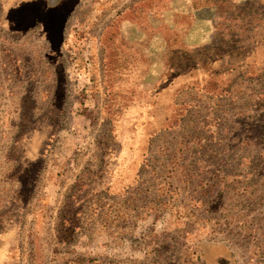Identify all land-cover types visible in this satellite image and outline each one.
I'll use <instances>...</instances> for the list:
<instances>
[{
    "label": "rangeland",
    "instance_id": "obj_1",
    "mask_svg": "<svg viewBox=\"0 0 264 264\" xmlns=\"http://www.w3.org/2000/svg\"><path fill=\"white\" fill-rule=\"evenodd\" d=\"M134 1L66 0L54 18L36 0H0V91L7 114L0 118V148L11 143L18 129L12 121L16 99L31 83L33 117L38 119L20 122L21 129L43 124L50 102L48 114H60L35 186L40 200L29 202L21 264H205V256L264 264V105H254L264 92V77L239 81L223 97L196 89L178 93V102L185 105L182 119L150 140L126 197H92L75 240L56 241L59 211L74 176L85 168L96 172L101 163L99 139L108 123L100 35ZM154 6L155 13L138 23L122 20L120 32L147 60L139 85L156 91L164 80L163 54L174 30L182 37L179 46L205 51L216 45L240 9L262 10L264 0H156ZM56 83L64 84L60 106ZM137 139L133 147H144ZM0 155L2 210L15 183L4 181L11 164ZM76 259L83 261L73 263Z\"/></svg>",
    "mask_w": 264,
    "mask_h": 264
},
{
    "label": "trees",
    "instance_id": "obj_2",
    "mask_svg": "<svg viewBox=\"0 0 264 264\" xmlns=\"http://www.w3.org/2000/svg\"><path fill=\"white\" fill-rule=\"evenodd\" d=\"M65 1L36 0V3L50 17L56 18ZM155 1L132 2L101 32L100 46L106 79L104 110L108 123L104 136L99 139L101 163L96 172L86 173L89 168H85L70 187L56 226L57 240L61 243H71L81 232L84 208L92 197L101 193L108 197H126L128 188L138 177L134 174L135 166L146 161L150 140L179 125L185 105L178 102V93L196 89L210 96L223 97L239 81L255 82L264 77V9L243 7L236 13L235 21L225 25L216 45L208 50L179 46L182 37L179 30H174L163 54L162 84L156 91L144 89L139 82L148 71L147 60L140 49L125 43L120 27L122 20L138 23L142 17L155 13ZM52 39L60 44V39ZM54 46L57 47L56 44ZM15 73L20 76L21 72L15 68ZM55 76L58 83L56 68ZM63 88L64 84L55 87L54 95H59V99L63 97ZM60 101L59 106L63 99ZM52 105L53 102H50L48 108ZM254 105H264V92L259 93ZM59 126V118L37 124L33 129V145L48 147ZM136 137L144 147H133ZM128 152L132 155L127 156ZM25 176L21 178L23 181H18L23 192L29 189L30 176ZM87 260L96 262L95 258ZM82 261L75 260L78 263ZM205 262L232 263L225 256H205Z\"/></svg>",
    "mask_w": 264,
    "mask_h": 264
},
{
    "label": "crops",
    "instance_id": "obj_3",
    "mask_svg": "<svg viewBox=\"0 0 264 264\" xmlns=\"http://www.w3.org/2000/svg\"><path fill=\"white\" fill-rule=\"evenodd\" d=\"M3 101L4 99L0 91V118H3L7 115L5 108L2 107ZM16 105L18 107L16 112L14 113L15 114L14 120L12 121L16 123L14 126H17L18 129L16 128L17 130L15 129L16 131L15 133H13L11 143L8 146H6L3 150L0 148L2 150V151L0 150V154H2L3 162L7 161V163L11 164L10 168L3 175V179L7 183L8 182L15 183V189L14 191H12V194L9 195L10 197L9 204L5 206L2 210H0V264L23 263L22 259H23L24 244L22 241V237H23V229L25 226L24 224L29 212L28 209L29 202L33 201L34 199L35 201L40 200L39 198H35L36 195L35 186L43 172L44 166L46 165V160L49 154L51 153L50 146L48 147H46L45 145L38 146V144L33 145L32 129L29 130L21 129L20 122L26 121L27 119L33 120L32 83L28 88V91L25 90V92L19 93L16 99ZM49 105L50 103L46 104V107L43 110V114L45 113L43 115V119L45 120V122L57 120V118H59L60 116V114H58L59 116L58 115L55 116L54 111L49 115L48 114ZM50 125L52 126L53 124L51 123ZM1 135L4 136V134ZM23 157L25 158L27 157L28 160L25 164L20 162ZM62 164H63L62 168H66L68 162L66 164L64 163ZM25 168L28 170H26L24 176L29 175L30 180L28 184L29 186L28 192L23 193V191H21V187L16 185H18L19 183L18 181L21 180L23 181V179L26 177L23 176L24 177V178L22 177L23 179L20 178L21 172H23L22 169ZM76 177L77 176L75 175L74 179H76ZM18 187H19V191H16ZM43 197L47 198L48 194H44ZM33 220L36 221L34 218ZM56 234H57V229H56ZM56 241L57 243L65 245L64 243H61L57 240V235H56ZM31 255L33 258V251ZM73 263H75V260L73 261Z\"/></svg>",
    "mask_w": 264,
    "mask_h": 264
}]
</instances>
